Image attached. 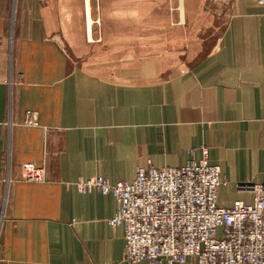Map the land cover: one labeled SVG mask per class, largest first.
Returning a JSON list of instances; mask_svg holds the SVG:
<instances>
[{
	"label": "crops",
	"instance_id": "1",
	"mask_svg": "<svg viewBox=\"0 0 264 264\" xmlns=\"http://www.w3.org/2000/svg\"><path fill=\"white\" fill-rule=\"evenodd\" d=\"M97 3L0 0V264H147L124 259L115 195L80 180L132 182L205 146L220 206L264 185V3ZM209 16L215 42H188Z\"/></svg>",
	"mask_w": 264,
	"mask_h": 264
},
{
	"label": "built area",
	"instance_id": "2",
	"mask_svg": "<svg viewBox=\"0 0 264 264\" xmlns=\"http://www.w3.org/2000/svg\"><path fill=\"white\" fill-rule=\"evenodd\" d=\"M202 151L200 160L192 158L182 166L140 167L132 182L112 184L100 176L77 182L82 193L97 188L115 195L117 211L108 221L124 227L125 260L264 264V185L239 186L253 193L251 203L238 199L220 206L221 168L209 163L205 146ZM21 176L45 180L43 168L32 162L21 165Z\"/></svg>",
	"mask_w": 264,
	"mask_h": 264
},
{
	"label": "rangeland",
	"instance_id": "3",
	"mask_svg": "<svg viewBox=\"0 0 264 264\" xmlns=\"http://www.w3.org/2000/svg\"><path fill=\"white\" fill-rule=\"evenodd\" d=\"M99 2H100V0H98V3ZM206 10H211V7H206ZM209 17H210V21L205 24V30H204L203 38L201 36H199L201 39L196 41L197 40L195 38V35H197L196 32L195 31H194V33L188 32L189 33V39H188L189 41L188 42H194L196 44V42L201 43L202 41H204L203 43L205 45V48L208 47V45L213 44L215 42V38L217 36L216 34H218V32L216 30L214 31L213 27H212V23H213L212 20L214 19V16L213 17L209 16ZM155 48H157V49H154V52H160L159 49L165 50L164 46H159V47H155ZM131 50H132V48L129 49V51H131ZM131 53H133V52H131ZM131 55H130V57H131ZM188 63L190 65H192V62H188Z\"/></svg>",
	"mask_w": 264,
	"mask_h": 264
}]
</instances>
